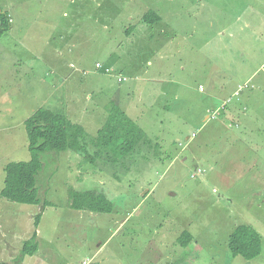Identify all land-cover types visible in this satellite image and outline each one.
<instances>
[{"label":"rangeland","instance_id":"obj_1","mask_svg":"<svg viewBox=\"0 0 264 264\" xmlns=\"http://www.w3.org/2000/svg\"><path fill=\"white\" fill-rule=\"evenodd\" d=\"M0 10L9 18L0 36V188L7 163L30 160L24 122L36 109L70 104L67 117L91 137L116 91L128 94L129 119L137 101L149 109L138 122L139 151L127 156L132 165L40 154L36 188L49 204L41 212L0 198V263L13 264L41 212L38 254L22 264H264V87L255 83L264 84V0H0ZM149 10L162 16L159 39L181 25L176 49L157 55L145 38L140 19ZM208 15L209 28L189 34L192 20ZM150 75L167 82L151 83ZM197 78L214 99L192 90ZM234 106L244 110L230 124ZM201 107L210 116L200 129ZM70 191L103 194L110 213L69 208ZM243 224L261 238L260 255L249 261L227 247ZM183 231L194 238L187 249L176 243Z\"/></svg>","mask_w":264,"mask_h":264},{"label":"trees","instance_id":"obj_2","mask_svg":"<svg viewBox=\"0 0 264 264\" xmlns=\"http://www.w3.org/2000/svg\"><path fill=\"white\" fill-rule=\"evenodd\" d=\"M160 20L158 14L149 10L143 13L140 21L153 25ZM9 26L8 15L0 10V36ZM130 28L126 35H130ZM234 96V95H233ZM235 97V96H234ZM106 119L97 130L95 136H89L84 128L72 122L64 109L51 110L38 108L24 122L30 160L28 162H9L3 167V180L0 198L20 204L37 206L41 210L49 203L42 202L36 188L37 176L41 172L40 154L45 152H72L78 154L85 162L96 164L102 161L103 166L111 165L118 169L125 160L132 165L135 159H127L129 154L139 151V143L143 139L142 130L116 106L107 108ZM138 146V147H137ZM203 173V172H201ZM68 207L78 211L91 213H110L111 202L103 194L93 192L70 191ZM33 220V231L22 243L20 253L13 264H22L25 257L34 256L38 250L37 229L42 213ZM176 243L187 249L194 243L193 236L183 231ZM261 238L257 231L249 225H238L227 238V247L233 257L245 261L252 260L261 253ZM38 254V253H37ZM0 264H10L1 262Z\"/></svg>","mask_w":264,"mask_h":264},{"label":"crops","instance_id":"obj_3","mask_svg":"<svg viewBox=\"0 0 264 264\" xmlns=\"http://www.w3.org/2000/svg\"><path fill=\"white\" fill-rule=\"evenodd\" d=\"M159 16V18H161L162 16L161 15H158ZM195 17V16H194ZM159 22V21H158ZM157 22V23H158ZM210 22H211V19H210V15H208V16H206V18L205 19H203L202 21H200V16H197V17H195V19L194 20H192V25H191V29H190V32H189V34L191 33V34H194L193 32L195 31L196 33H198V31L200 30V27H201V25H203V26H205V23H206V29H208L209 28V24H210ZM143 26H145V31H144V34H146V36H145V38L146 39H148L149 41H151V42H154L155 43V50H156V53H157V55H160V50H165V49H170V50H173V49H176V45H177V43L179 42V39L180 38H183V36L181 35V32L179 31V29L181 28V25H176V24H174V25H170L169 27V31L168 32H166L167 34H170L169 36H165V37H161V39H159V37H157L158 36V26L157 25H155V23L153 24V26H154V29L155 30H150L149 28H146L147 26L146 25H148V24H145V23H143L142 24ZM151 27H152V25H151ZM204 31H205V29H204ZM207 31V30H206ZM211 32V31H210ZM216 34H218V35H222V40L224 39L223 38V36L225 35V33H224V29H221V30H219V31H217L216 32ZM129 36V35H128ZM186 39H188V37H186ZM207 39H209V36L207 37ZM158 40H161V42H158ZM223 42L225 43L226 42V44H224V45H222L221 47L223 48V49H226V48H228V46H227V40H223ZM230 47V46H229ZM238 47L239 48H243V47H245V46H243V44H239L238 45ZM158 50V51H157ZM96 63H98V62H96ZM95 63V64H96ZM147 66H152V61H150V60H147L146 61V63H145ZM115 67V66H114ZM114 67L113 68H111V69H113L114 70ZM256 72L257 71H254L249 77H248V79L246 80V81H248V80H250V79H252L253 77H256L255 75H256ZM105 74V73H104ZM133 75H136L135 73L133 74ZM148 78V81H150L151 83L152 82H156L157 83V85L159 84V83H162V85L161 86H163V84L164 83H166L167 82V80L164 78V77H162V76H158L157 77V75H150L149 77H147ZM118 79H119V77L117 78V81H118ZM135 79H137V78H135ZM139 79V78H138ZM132 80V79H131ZM199 79L197 78V80L195 81V84H194V89H192L194 92H197L198 94H201V95H203L204 96V92H205V88L203 87V85L201 84V83H199V81H198ZM121 81H123V80H121ZM141 81H145V80H141ZM245 81V82H246ZM120 82V81H119ZM256 83V85L257 86H259V87H264V84H262V81H260V82H255ZM179 84V83H178ZM200 88H201V90H200ZM222 89H224V86H222L221 87V90ZM212 90H214L215 91V87H213L212 88ZM191 91V90H190ZM164 92L165 91H163V90H161V93H157V96L158 97H164L163 95H164ZM114 96H116V99H109V100H107L106 102H109L107 105H104V107H103V105H102V111H101V118H102V124L104 123V121H105V119H106V115H107V113H106V110H107V108H109V107H112V106H116V107H121L120 109L127 115V112H128V110H129V105H128V103H127V101H128V94H123L122 92H120V91H116L115 92V95ZM205 97V96H204ZM208 101L209 100H211V99H214L215 97H214V95H212V92L211 91H209L208 93H207V95H206V97H205ZM237 102H241V100H239V101H237ZM137 103V105L139 106V109H136V108H133V113L134 114H136V116H134V118L133 119H131L134 123H136L137 125H138V127L141 129L142 128V126H140L139 124H138V122L140 121V120H144V119H147L145 116H144V114L146 113V112H148V107H147V105H146V102H144L143 104H142V107L140 108V105H139V101H137L136 102ZM156 103V102H155ZM202 108V114H204V116H203V118H202V121H203V123H202V125L199 127L200 129L201 128H204V126L207 124V122H208V118H209V116H207V115H205V113H206V111L208 110H204V107H201ZM72 109H73V106H71L70 104H68V106H67V108H65L64 107V112L67 114V113H71L72 112ZM241 109H243L244 110V108H237L236 106H234V108L233 109H231V112H232V119H230V120H226V122L227 123H232V122H234V119H235V117L239 114V112L241 111ZM214 110H216V109H214ZM214 110H213V112H214ZM218 111L220 112V109L218 108ZM219 112H218V114H219ZM211 114V113H210ZM99 117H100V115H99ZM127 117H129L128 115H127ZM95 120V118L94 117H92L91 116V118L90 119H88V120H84L83 122L84 123H82L81 121V123L86 127V126H90L91 124H92V122ZM74 123H77V122H74ZM77 124H79V123H77ZM102 124L100 125V127L102 126ZM235 124H237V123H235ZM238 125V124H237ZM99 126V125H98ZM234 126V125H233ZM99 127V128H100ZM84 128V127H83ZM236 128V127H235ZM85 130V129H84ZM98 130V129H97ZM97 132V131H96ZM191 136V135H190ZM190 136L189 137H187L186 138V140H188V142L189 141H191V139H190ZM234 136L236 137V140L237 141H240V142H242L243 140L241 139V137L239 136V135H237L236 133L234 134ZM236 144V143H235ZM234 144V145H235ZM179 145H181V144H179ZM225 151V148L223 149V152ZM234 168H236V166L234 167ZM233 168V169H234ZM227 172H226V174L228 173V171H230V170H226ZM76 211H78V210H76ZM86 212V211H85ZM95 214V213H94ZM97 214H99V213H97ZM38 239H39V237H38V231H37V241H38ZM33 257V256H32Z\"/></svg>","mask_w":264,"mask_h":264},{"label":"built area","instance_id":"obj_4","mask_svg":"<svg viewBox=\"0 0 264 264\" xmlns=\"http://www.w3.org/2000/svg\"><path fill=\"white\" fill-rule=\"evenodd\" d=\"M101 67V65L100 64H96V68H100ZM105 72H108V70L107 69H105ZM241 90H243V87H239L238 88V90H237V92H235L234 93V96L235 97H238L239 96V94H240V92L239 91H241ZM239 92V93H238ZM236 100H238V98H236ZM195 136V134H192L191 135V137H194ZM198 173H201V171L200 170H198ZM193 177H194V175H192Z\"/></svg>","mask_w":264,"mask_h":264},{"label":"clouds","instance_id":"obj_5","mask_svg":"<svg viewBox=\"0 0 264 264\" xmlns=\"http://www.w3.org/2000/svg\"><path fill=\"white\" fill-rule=\"evenodd\" d=\"M96 64H98V63H96ZM96 64H95V68H96ZM96 69H98V70H102V69H103V66H101L100 68H96ZM104 72H105V69H104ZM109 72H110V71L108 70V72H105V73L107 74V73H109ZM121 80H122V79H120V78L118 79V81H121ZM233 95H234V94H233ZM195 136H196V135H195ZM195 136H194V137H195ZM201 174H202V173H201ZM193 178H194V177H193Z\"/></svg>","mask_w":264,"mask_h":264}]
</instances>
